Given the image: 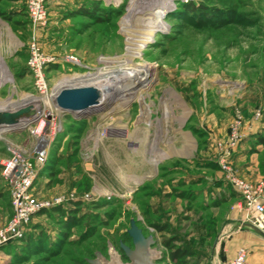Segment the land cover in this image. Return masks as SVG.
I'll return each mask as SVG.
<instances>
[{
	"label": "rangeland",
	"instance_id": "374dc122",
	"mask_svg": "<svg viewBox=\"0 0 264 264\" xmlns=\"http://www.w3.org/2000/svg\"><path fill=\"white\" fill-rule=\"evenodd\" d=\"M179 1L200 6L207 18L196 15L190 22L179 17ZM130 2L121 0L114 6L105 0H47V22L32 32L28 17L20 13L25 0H0V67L5 71L0 69V102L15 103L6 110L18 108L25 94L37 97L25 69L33 38L40 51L56 61L45 71L52 93L61 78L73 74L139 63L153 68L144 74L150 82L139 90L147 120L141 117L139 101L117 82L105 91L121 87L122 92H110L114 99L104 112L81 124L62 112V129L31 195L38 201L62 199L53 207L65 214L51 207L34 216L26 236L30 241L0 248V264H88L96 252L108 259V244L123 264H130L121 245L134 250L127 233L131 221L144 238L151 237L146 248L158 253L153 264H172L163 245L171 238L191 252L187 264H226L227 224L234 216H242L241 223L247 224L239 208L242 198L217 165L216 144L227 139L240 119L244 137L231 156L232 173L253 185L263 181L264 145L255 154L261 135L251 133L264 130V0H174L162 18L165 29L139 56L127 57L121 21ZM147 2L139 0L137 6ZM89 6L98 10L90 11ZM217 12L228 18H215ZM135 22H130L131 31H136ZM68 56L77 63L66 62ZM130 80L128 76L125 82ZM245 137L250 138L249 155L234 161ZM29 141L25 130L1 132L0 158L6 156L7 142ZM169 149L182 157L155 164V157ZM85 195L98 199L87 201ZM215 200H220L218 206H213ZM12 214L0 168V228ZM68 216L75 219L72 228L65 226ZM152 225L165 226L166 231L158 232Z\"/></svg>",
	"mask_w": 264,
	"mask_h": 264
},
{
	"label": "built area",
	"instance_id": "2783aa9c",
	"mask_svg": "<svg viewBox=\"0 0 264 264\" xmlns=\"http://www.w3.org/2000/svg\"><path fill=\"white\" fill-rule=\"evenodd\" d=\"M47 0H25L26 15L31 23L32 32L43 27L47 22ZM29 57L26 69L33 79V87L37 97L40 117L35 124L28 125L25 131L30 141L28 143L7 142L6 156L0 158L1 178L6 183L9 192V203L13 210L12 218L0 228V247L10 241L21 240L27 232V227L34 216L44 209L57 206L62 199L53 201H38L31 195V189L37 179L38 171L47 160L48 150L53 145L57 134L61 131L62 112L55 106V98L49 91L45 71L55 63L40 51L33 38L28 46ZM69 63H77L72 56L64 59ZM34 96V95H33ZM48 107V112L42 110ZM240 119L231 127L227 139L217 142V165L224 173L225 181L229 182L234 191L242 198L245 220L250 226L264 234V179L257 185L248 183L236 177L230 166L231 156L243 139ZM87 201L97 200V195H85ZM226 264H249L247 250L238 248L234 257Z\"/></svg>",
	"mask_w": 264,
	"mask_h": 264
},
{
	"label": "bare ground",
	"instance_id": "6f19581e",
	"mask_svg": "<svg viewBox=\"0 0 264 264\" xmlns=\"http://www.w3.org/2000/svg\"><path fill=\"white\" fill-rule=\"evenodd\" d=\"M106 2H112L114 6H117L121 3V0H105ZM142 7H138L139 0H131L129 7L127 9V15L122 19L121 23L126 36V45H125V56L134 57L139 56L143 49L148 47L152 42L154 36H156L159 32L165 29V25L163 24V15L166 14L170 7L173 4L174 0H149ZM157 3V4H156ZM148 9V13L145 11ZM147 13V14H146ZM143 15L141 18L139 16ZM132 20H136L134 29L136 31H131L130 22ZM129 29V30H128ZM132 29V28H131ZM140 30V31H139ZM139 35L140 37H135ZM125 65V64H123ZM0 69L5 73L4 68L0 67ZM152 66L147 63H139V64H130L127 66H123L121 68H117V70H96V72H85L84 74H73L70 76H66L61 78L57 84L55 85V91L51 95L55 98L61 91H68V94L71 95H86L91 92L98 93L100 95H106L111 92L115 87L110 88V90L106 93L105 90L110 84H115L116 82L122 85L124 88L123 91H129L127 94L130 98H136L140 103L141 108V117H144L145 120L148 119L149 114L147 113L146 106L144 105V98L141 94H139V90L142 89L144 85H146L150 80H146L147 78L144 76L150 70L152 71ZM1 71V74L3 72ZM131 77L132 80L129 82H125L127 77ZM6 81L3 79L2 83ZM117 88V87H116ZM121 88V87H120ZM41 100L38 97H34L33 95L25 94L23 95V99L21 101L20 106L18 108L29 107L32 111H38V103ZM15 103L11 100H6L0 102V118H3V113L12 112L16 109L6 110L9 107H12ZM168 111L170 108H167ZM48 107L42 110V112H48ZM5 128H0V133L4 132ZM182 157V154L175 150L169 149L158 154L154 162L155 164L163 158L166 157ZM98 191H101L98 189ZM107 192H104L106 195ZM103 194V191H102ZM143 250V257L138 258L137 264H153L152 260L157 257L158 253L149 251L146 247ZM140 250V251H142ZM113 256L114 264H120L117 255L111 251ZM136 264V263H135Z\"/></svg>",
	"mask_w": 264,
	"mask_h": 264
},
{
	"label": "water",
	"instance_id": "95a60500",
	"mask_svg": "<svg viewBox=\"0 0 264 264\" xmlns=\"http://www.w3.org/2000/svg\"><path fill=\"white\" fill-rule=\"evenodd\" d=\"M116 90L122 92L121 88H115L111 92ZM110 96V92L106 95L91 92L81 96L68 94V91H61L55 97V106L61 112L70 115L73 120H83L93 114L102 113L107 110L111 106L112 100L114 99V96ZM3 116V118H0V128H5V131H16L17 133H20L25 130L28 125L35 124L38 121L40 112H34L30 110L29 107H24L16 109L12 112H5L3 113ZM252 228L261 233L254 227ZM127 233L132 239L134 250H130L124 245H121V249L123 250L126 258L130 260V264H134L138 258L142 257V249L151 244L152 240L151 237L144 238L141 231L135 226L133 221L130 222V229ZM111 251L117 255L119 263L123 264L120 254L111 244H108V259L103 257L99 252H96V258L89 260L88 264H112L113 256Z\"/></svg>",
	"mask_w": 264,
	"mask_h": 264
},
{
	"label": "crops",
	"instance_id": "0c3cea01",
	"mask_svg": "<svg viewBox=\"0 0 264 264\" xmlns=\"http://www.w3.org/2000/svg\"><path fill=\"white\" fill-rule=\"evenodd\" d=\"M251 134L264 135V130L253 131ZM247 136V134L245 135ZM249 137H245L239 149L234 153V161L245 160L249 155L248 152L251 149L250 144L247 141ZM264 144H257L254 148L256 153L260 152ZM253 162V161H251ZM245 165L250 164V168H253V163H244ZM234 222L227 224L228 234L225 237V256L226 260L234 257L238 248L242 247L247 250V261L249 264H264V234L255 231L252 226L248 223H241L244 218L236 216L232 217Z\"/></svg>",
	"mask_w": 264,
	"mask_h": 264
},
{
	"label": "trees",
	"instance_id": "16d2710c",
	"mask_svg": "<svg viewBox=\"0 0 264 264\" xmlns=\"http://www.w3.org/2000/svg\"><path fill=\"white\" fill-rule=\"evenodd\" d=\"M176 6H177L176 7V11L178 12V16L179 17H182L184 19H187L190 22H193L195 20V18H197L196 15L201 16V14H203L202 17L203 18H207V14L203 12V9L200 6L199 7L198 6L195 7L194 5H192V3H182L180 1L177 2ZM89 8H90V6H89ZM94 9H97L98 10V7L92 6L89 10L92 11ZM21 12L22 13L24 12L26 14L25 7L23 9H21L20 13ZM115 12H116V10H115ZM20 13H18V14H20ZM82 13L84 15H86V14L87 15L88 14H91L92 15V13H87V12H84V11H82ZM214 15H216L215 18H218L220 20H225L226 17L228 18V16H226L225 14L219 15V12L215 13ZM193 18H194V20H193ZM54 64L55 63L49 65V67L47 68V70H49L51 67L55 66ZM72 121L75 124H81L83 122V120H73V119H72ZM76 129L78 130V127H76ZM256 143H258V144H264V137L258 136L257 137V140H256ZM48 159H50V158H48ZM73 204H75L76 206H80L81 205L80 202H74ZM95 204L96 205H99L101 203L97 202ZM212 204H213V206L214 205L215 206H218L220 204V200H215L214 202H212ZM52 210L55 211V212H57V213H59V214H65V211H63V209L61 207H53ZM42 212H44V211H41V213ZM71 212H73V211H71ZM39 213L37 214V216H39ZM65 224H66L65 225L66 227L72 228L75 225V219H74V217H69L68 216L66 218V223ZM152 226L158 232L166 231V227L165 226L164 227L159 226V225H152ZM28 232H29V225L27 227V232L25 233L24 237L20 241H23V240L25 242L30 241L29 237L28 238L26 237ZM175 240L176 239L171 238V239L163 242V245H164L165 249L168 252V258H169V260H170V262L172 264H187L188 263L187 259L191 256V252L188 249H186V248H181L179 246H176L175 243H174ZM12 242H15V241H10L6 245L1 246L0 248H3V247L8 246V245L12 244Z\"/></svg>",
	"mask_w": 264,
	"mask_h": 264
}]
</instances>
